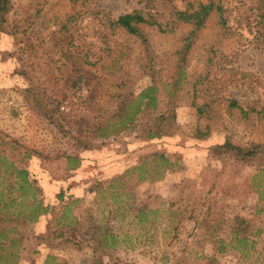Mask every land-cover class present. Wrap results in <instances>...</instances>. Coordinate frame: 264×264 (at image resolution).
I'll list each match as a JSON object with an SVG mask.
<instances>
[{
    "label": "rangeland",
    "instance_id": "obj_1",
    "mask_svg": "<svg viewBox=\"0 0 264 264\" xmlns=\"http://www.w3.org/2000/svg\"><path fill=\"white\" fill-rule=\"evenodd\" d=\"M186 2L172 4L184 9ZM221 2L225 25L217 12L209 15L189 52L186 79L171 96L179 128L147 139L139 126L109 138L87 128L95 118L122 112L150 84L158 87L163 109V85L191 25L170 16L167 4L155 9L141 0H13L10 31L0 32V131L6 143L15 139L37 152L26 168L44 204L57 210L68 197L81 198L68 215L82 222L77 232L55 238L46 227L53 220L40 215L22 228L27 249L18 264H264L257 253H264V171L225 165L215 148L225 138L264 142V0ZM132 10L159 23L143 28L153 49V75L143 67L139 40L109 25L108 19ZM41 89L49 107L57 106L51 121L29 106L27 94ZM230 99L246 112L230 106ZM63 151L80 158L76 168L65 169L57 158ZM153 152H164L171 166L159 178L136 180L130 168L146 161L152 171ZM118 174L123 177L114 191L106 192L102 181ZM0 181L6 199L18 195L10 206L17 210L23 198L17 186L8 192L6 178ZM142 206L155 210L152 225L137 223L135 210ZM234 214L251 218L259 230L246 261L228 245L227 222ZM14 215L4 224L20 228L23 216ZM44 229L46 241L36 244L34 234ZM105 229L116 238L113 249L98 243ZM202 237L208 239L198 242ZM219 237L226 244L222 252L212 243Z\"/></svg>",
    "mask_w": 264,
    "mask_h": 264
},
{
    "label": "trees",
    "instance_id": "obj_2",
    "mask_svg": "<svg viewBox=\"0 0 264 264\" xmlns=\"http://www.w3.org/2000/svg\"><path fill=\"white\" fill-rule=\"evenodd\" d=\"M148 7L158 9L161 5L166 4L169 7V15L175 17L177 21L186 22L191 25L188 33L182 38L179 47L175 50V57L172 64V74L170 75V81L163 85V91L167 96L163 109L159 107L160 97L157 94L158 87L154 84H150L134 96L132 100L125 103V108L118 114H111L104 119L95 118L97 121L90 124L87 131H91V135H99L103 138L115 137L120 132L126 131L130 128L139 126L142 136L147 139L158 138L162 135L172 134L179 128L176 122V111L174 107L172 97H176L177 92L180 90L181 85L186 79V68L189 60V52L193 47L198 32L204 27L209 15L215 11L219 15V22L223 26L225 25V17L223 15L224 7L221 0H206V2L198 1L196 4L187 0L186 7L184 9H177L173 1L174 0H141ZM13 7V0H0V32H9L8 15ZM111 27L120 28L126 34L135 37L139 40L142 47V56L144 61V69L148 74L153 75L155 73L154 55L153 49L147 32L143 29L144 26H154L159 23L156 17L152 14L145 15L139 10H132L118 15L116 18L108 19ZM27 99L31 102L30 107L33 109H42V115L50 121L56 113V107H49L46 101V95L43 89L35 91L33 94H27ZM230 106H235L242 112H246L241 106H239L235 99L229 100ZM62 118V117H60ZM58 119V118H56ZM57 122V120H56ZM93 125V126H91ZM109 132H107V131ZM205 132L196 131L195 136L203 137ZM6 134L0 131V177L6 178L7 190L12 192L13 188H18L19 196L21 198L17 203V210H10V206L15 205V199L18 195L10 198H5L0 191V264H18L21 259V252L26 250V246L23 243V239L28 238V235L22 236V231L26 232V226L37 221L40 215L49 214L50 219L53 220V224L46 226L47 229H51L53 237H61L67 233L77 232L82 226V222L77 219L78 217L68 215L69 210L78 206V202L81 198L68 197L62 202L59 209L56 210V205L44 204L39 196L36 188L35 180L29 178V173L26 168V162L32 154H37L36 151L21 148L16 144V140L12 139L9 143L5 141ZM15 140V141H14ZM6 143V144H5ZM218 151L219 160L223 164L231 162L232 166L244 165L251 166L264 171V142L261 141H248L238 142L230 138H225L221 143L215 145ZM152 171L148 168L146 161H141L135 166L130 168V172H137L136 180L144 181L151 178H159L163 175L170 166L171 162L164 152H153L151 154ZM62 158L65 162V169H74L78 164L79 157L68 152H61L57 158ZM78 161V162H77ZM154 161V162H153ZM77 162V163H76ZM75 164V165H74ZM151 171V172H150ZM14 176V180L11 177ZM122 174L111 176L107 180H103L105 191H114L116 182L120 181L123 177ZM155 175V176H154ZM0 183H2L0 181ZM116 194L114 193L113 196ZM62 191H59L58 198L63 199ZM155 210L147 208L145 206L139 207L135 210L134 217L140 225H152L154 221L149 219V214ZM51 212L53 216H51ZM14 213V218L23 216L22 224L20 228L16 225L4 224L7 220L11 219L10 214ZM70 217V218H69ZM92 216H89L91 219ZM39 231L34 234V238L37 243L46 241V235L48 230ZM227 229L230 234L228 245L231 249L237 252L240 260L246 261L249 255L255 250L254 243L257 242L256 233L259 231L255 228L251 218L244 217L242 215L234 214L227 222ZM98 234V243L105 249H113L116 244V238L113 234ZM18 232V234H16ZM19 235V236H18ZM96 235V234H95ZM109 237V238H108ZM68 240V238H65ZM208 238L202 237L197 241H204ZM217 252H222L226 249L223 238H217L212 240ZM17 247V248H16ZM35 251V249H33ZM256 260L260 258L264 262V253L257 252ZM51 257V256H50ZM259 257V258H258ZM55 258V257H53ZM212 261L211 257L208 258ZM214 260V259H213ZM45 264H48L45 262ZM243 264H253L252 261L243 262Z\"/></svg>",
    "mask_w": 264,
    "mask_h": 264
}]
</instances>
